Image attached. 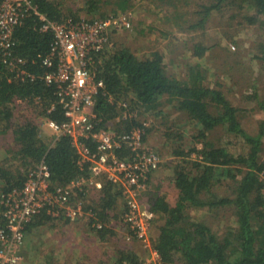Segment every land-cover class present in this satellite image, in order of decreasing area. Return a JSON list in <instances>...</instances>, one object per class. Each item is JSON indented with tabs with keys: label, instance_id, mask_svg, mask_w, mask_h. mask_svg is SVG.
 <instances>
[{
	"label": "trees",
	"instance_id": "obj_1",
	"mask_svg": "<svg viewBox=\"0 0 264 264\" xmlns=\"http://www.w3.org/2000/svg\"><path fill=\"white\" fill-rule=\"evenodd\" d=\"M104 2L109 9H104ZM33 4L39 13L56 21L103 18L110 12H127L134 5L130 0H33ZM201 5L196 11L201 19L190 29L205 28L212 13L223 14L225 9L233 11L232 19L238 9L252 28H264V0H209ZM41 27L39 15L29 8L15 26L11 52L0 54V192L22 187L28 171L42 161L49 168L51 187L91 176L88 161L83 160L70 136L44 132L45 120L60 122L66 117L56 83L44 78L47 66L43 60L50 54L53 34ZM117 30L111 31L113 45L94 53L92 67L104 81L93 109L94 132L110 129L118 136L148 122L151 116L155 118L143 134L144 144L154 149L161 161L149 175L144 193L154 217L150 247H142L149 254L151 248L156 249L162 264H264V121L259 120V128L252 132L244 124L252 111L264 110V97L257 92L244 93V106H238L222 88V81L228 78L233 80L232 90L245 83L240 74L226 69L227 56L237 51L226 53L217 68L211 69L204 61L211 47L204 40L189 47L193 51L190 59L187 55L179 57L171 46L166 53L154 48L139 55L114 42L112 33ZM216 36L217 45L223 39L235 41L229 31ZM221 49L228 52L231 47ZM262 50L264 42L257 43L255 59H260ZM172 65L177 71L169 67ZM220 126L223 136L213 139V131ZM152 136L156 138L153 144L161 150L147 145ZM235 137L242 139L241 149H235ZM86 142L96 148L92 138ZM167 151L172 159L164 163L162 157ZM116 152L120 158L131 154L126 147ZM162 168L171 174L172 187L156 177ZM97 179L101 187H76L72 203L83 201V231L105 241L124 224L123 188L105 174ZM227 208L235 222L220 225L218 218L211 226L202 219L206 215L203 210L219 213ZM78 221L57 218L45 210L35 215L25 226L20 264H65L70 258L72 264H143L142 256L128 245L105 260L98 256L93 259L90 251L77 253L71 239L61 249L57 243L41 248L34 241L42 228L60 230L64 236L58 237L61 240L72 238L68 229H76ZM97 221L102 227L94 225ZM36 254L38 259L34 260Z\"/></svg>",
	"mask_w": 264,
	"mask_h": 264
},
{
	"label": "built area",
	"instance_id": "obj_2",
	"mask_svg": "<svg viewBox=\"0 0 264 264\" xmlns=\"http://www.w3.org/2000/svg\"><path fill=\"white\" fill-rule=\"evenodd\" d=\"M29 8L42 20V30L53 34L50 54L43 60L47 66L44 78L48 83H56L57 94L61 98L66 117L60 122L47 119L43 125L50 128L55 135L63 134L72 138L83 160L88 161L91 176H81L67 186L51 187L49 168L42 161L36 168L28 171L22 187L2 191L0 264L21 263L25 226L42 210L57 218H82L83 201L72 203L75 188L83 189L86 184L101 187L102 183L97 179L101 174H105L108 180L122 185L125 204L123 228L128 226L129 229L125 231L126 240H137L150 247L148 237L154 213L143 197L148 177L158 168L161 158L154 149L143 142L145 127L149 122L143 121L142 125L133 127L130 132L116 136L110 129L94 132L93 121L96 117L93 110L96 96L104 86V81L98 78L97 70L92 67L94 53L113 45L110 40L112 29L132 28V12L110 14L91 20L68 18L56 21L39 13L33 0H0V54L11 52L15 26ZM18 62H21V59H18ZM31 78L34 79L35 75ZM53 108L54 106L51 109ZM89 138L95 141V149L87 144L86 140ZM124 147L131 151V154L129 157L120 158L116 151ZM94 225L102 227L99 221L94 222ZM153 263L162 264L159 252L151 248L150 259L144 260L143 264Z\"/></svg>",
	"mask_w": 264,
	"mask_h": 264
},
{
	"label": "rangeland",
	"instance_id": "obj_3",
	"mask_svg": "<svg viewBox=\"0 0 264 264\" xmlns=\"http://www.w3.org/2000/svg\"><path fill=\"white\" fill-rule=\"evenodd\" d=\"M130 1H132L134 4L133 8L130 9L134 15L133 26L131 29L121 28L115 32L113 31L112 35L114 42H117V45H125L127 48L131 49V51L139 55L148 54V52L154 48L162 50L164 53H166L168 46H171L173 52L178 53L179 57L187 55V57L190 59L193 51H189V47H191V45L195 42L204 40L205 45L211 47L209 53L206 55V57H204L205 63L208 62L211 69H216V66L219 65L218 63L226 58V53H231V51L235 49L233 51L237 52H233V55L227 56V65L225 64L226 69L234 72L236 76L240 74V77H244L245 83H238L239 85L242 84L243 86H236V88L232 90L233 80L228 78L227 80L222 81L224 84L222 88L232 99L233 104L238 106H244L242 102V96L244 93L249 95L257 92L259 95L264 97V60H262V57H264V51L262 50L260 59L254 58V55L256 54L257 43L264 42V28H257L255 26L252 28V25H249L247 21L241 18L242 15L238 13V9H236V14L238 17L235 16L236 18L234 19L231 18L233 11L225 9L223 14L215 12L212 13L210 15V19L205 25V28L190 29V25L198 22L201 19V15L196 13V11L200 10L201 6L203 5H201V3L205 1L207 3L209 0ZM105 4L106 2H104L102 6ZM108 7L109 6H104V9H109ZM226 31L234 34L235 41H232V39L229 38L231 42L223 39V41L220 40V44H215V39L217 38L216 35L218 34V36H224ZM217 47H231V50L228 49V52H226L225 50ZM184 57L186 58V56ZM169 67L174 72L175 70L177 71L176 65ZM250 106L253 107L255 104H251ZM251 113L252 114L248 119L245 120L244 124L245 127L252 132L254 131V128L255 130L257 127L259 128L260 121H264V110L259 109L255 112L252 111ZM154 121V117L151 116L148 118L149 125H152ZM43 129L48 136L54 134L53 131L45 125H43ZM219 134L220 136H223V129L221 126L217 127L216 130L213 131L212 138L217 139ZM152 139H150V143L147 145L161 150V146L158 147V145L153 144L156 138L154 139V136H152ZM233 144L236 147L235 149H241L242 139L235 137L233 139ZM171 159L172 157L170 155V151H167L165 156L162 157L164 163L169 162ZM157 173L158 174L156 177L159 175L161 181H163L165 185H171L169 182V177L171 174L169 172L164 171L162 168L161 170H158ZM143 200H145V203H147L145 195ZM203 212V214L206 215L202 216V219L211 226H214L217 223L218 218L222 220L219 223L220 225H224L226 222L231 223L232 220L235 222V217L232 215L230 208H227L226 211L219 213L216 211L210 212L207 210H203ZM76 224L79 227L77 226L76 229L72 228V230L68 229V232L72 235V238L68 236L65 237V240H61L58 237L64 236L60 235V230L53 231V229L46 230V228H42V230L37 234L38 236H36V234L34 235V241H36V244L41 248H49L52 243H57L60 245L61 249L65 245L66 240L71 239V242H73L74 245L73 249H75L77 253L79 250L90 251V255L93 259L98 256L100 258H105V260H108L109 257L115 253V251L117 252L119 250V248H125L124 246L128 245V247L132 246L133 249L137 250L142 258L144 255H148V260L150 259L148 250L142 247L143 244L140 245L141 243L136 240L128 243L125 242L127 240L125 238L124 230L120 235H118L119 231H117L116 235H112L110 238L112 240L109 239V241L107 239L104 241L103 239L99 240L93 237L96 235L94 233L89 235L84 232V225H82V221H78ZM122 227L123 226H119V228ZM119 228L117 227V229ZM65 230L66 229H61L63 232ZM152 232H155V228L152 229ZM40 236H43V238ZM146 256L143 258V261L146 260ZM87 257H89V255ZM36 259H38L37 254L34 256V260ZM72 263V258L66 260L65 262V264Z\"/></svg>",
	"mask_w": 264,
	"mask_h": 264
},
{
	"label": "crops",
	"instance_id": "obj_4",
	"mask_svg": "<svg viewBox=\"0 0 264 264\" xmlns=\"http://www.w3.org/2000/svg\"><path fill=\"white\" fill-rule=\"evenodd\" d=\"M126 11H132V10L128 9V10H126ZM123 12H124V11H123ZM119 13H121V10L119 11ZM119 13H117V14H119ZM109 14H111V12H110ZM79 219H80V221H82V222H83V220H84V219H82V218H79ZM123 230L126 231L123 227L120 228V229H118V231H119V232H118V235H120L121 232H122ZM124 233H125V232H124ZM125 242L128 243V241H125ZM22 246H24V243H23ZM22 248H23V247H22ZM148 253H149V252H148ZM145 256H146V255H144L143 258H145ZM146 259H148V255L146 256Z\"/></svg>",
	"mask_w": 264,
	"mask_h": 264
}]
</instances>
